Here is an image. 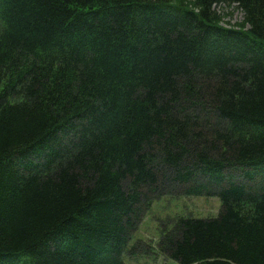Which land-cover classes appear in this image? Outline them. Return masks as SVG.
I'll return each mask as SVG.
<instances>
[{
  "label": "trees",
  "instance_id": "1",
  "mask_svg": "<svg viewBox=\"0 0 264 264\" xmlns=\"http://www.w3.org/2000/svg\"><path fill=\"white\" fill-rule=\"evenodd\" d=\"M169 194L221 206L166 258L264 264V0H0V264H125Z\"/></svg>",
  "mask_w": 264,
  "mask_h": 264
},
{
  "label": "rangeland",
  "instance_id": "2",
  "mask_svg": "<svg viewBox=\"0 0 264 264\" xmlns=\"http://www.w3.org/2000/svg\"><path fill=\"white\" fill-rule=\"evenodd\" d=\"M184 1L188 4L192 2V0ZM238 8L235 4L217 6L216 12L222 18V24L233 25L241 22L243 12ZM220 203L218 197L185 194L162 195L153 200L150 207L141 214L137 227L132 233L126 253L123 255L125 264H177L166 258L158 249L157 243L162 232L171 228L173 221L182 215L215 217L220 210Z\"/></svg>",
  "mask_w": 264,
  "mask_h": 264
}]
</instances>
